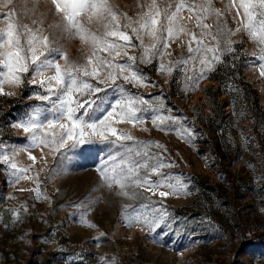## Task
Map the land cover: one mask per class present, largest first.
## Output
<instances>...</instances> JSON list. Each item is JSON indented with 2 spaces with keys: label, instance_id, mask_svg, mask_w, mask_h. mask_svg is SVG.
Instances as JSON below:
<instances>
[{
  "label": "rangeland",
  "instance_id": "obj_1",
  "mask_svg": "<svg viewBox=\"0 0 264 264\" xmlns=\"http://www.w3.org/2000/svg\"><path fill=\"white\" fill-rule=\"evenodd\" d=\"M113 2L129 15L136 10L137 0ZM213 3L223 9L229 0ZM182 16L198 33L194 15L185 9ZM206 22L215 25V18ZM229 26L235 27V22L229 20ZM189 39L181 35L170 42L171 55L164 62L186 56ZM233 39L237 51L226 55L198 88L185 86L179 70L167 75L143 65L159 87L125 85L129 92L139 93L152 104L160 103L162 94L165 109L186 118L184 127L197 133L189 142L187 136H181L183 128L161 131L151 119L144 125H114L138 140L159 141L164 147L152 145L151 151L174 161L161 171L171 174L173 180L189 182V194L162 198L139 189L144 195L132 200L117 197L107 188L100 190L96 166L107 154L103 145L91 158L80 155L83 145L62 150L63 156L48 149L43 153L33 150L35 164L27 153L18 152V167L31 165L29 176L40 173V195L38 198L35 180L15 183L11 169L0 162V264H106L113 259L115 264H264V241L249 240L253 230L264 232V77L259 67L264 53L243 32ZM209 42L214 43L210 38ZM65 46L71 58H80L82 45L78 41H68ZM8 92L14 95L0 94V153L5 145L11 150L24 143L22 129L12 124L31 111L29 106L47 103L35 96L26 98L31 86L20 89L5 85ZM239 182L242 187L233 205L231 184ZM125 204L130 207L125 209ZM142 204L162 205L171 213L174 223L163 235L154 239L155 234L146 227L126 225L123 213L133 208L143 211ZM14 210L19 211V217L13 215ZM237 211L246 228L247 246H239L242 237L237 227L228 232Z\"/></svg>",
  "mask_w": 264,
  "mask_h": 264
},
{
  "label": "snow or ice",
  "instance_id": "obj_2",
  "mask_svg": "<svg viewBox=\"0 0 264 264\" xmlns=\"http://www.w3.org/2000/svg\"><path fill=\"white\" fill-rule=\"evenodd\" d=\"M135 8L129 15L113 0H0V9H7L0 11V94L14 95L5 93V85L20 89L31 86L26 98L35 96L47 102L29 106L31 111L12 124L22 129L24 143L11 150L5 145L0 162L11 169L15 183L35 180L38 198L40 173L27 175L31 165L18 167L17 153H27L35 164L33 150L43 153L48 149L63 156L62 150L79 145L85 146L80 152L85 158H91L100 145L108 150L96 166L100 190L107 188L117 197L132 200L144 195L139 189L162 198L189 194V182L173 180L171 174L161 171L174 161L151 151L152 145L164 147L159 141L138 140L114 125H144L151 119L161 131L183 128L181 136H187L189 142L197 133L184 127L186 118L165 109L162 94L158 97L161 102L152 104L139 93L129 92L125 85L159 87L146 74L145 67L152 66L167 75L179 70L185 86L198 88L226 55L237 51L233 37L241 32L264 53V0H229L223 9L213 0H137ZM185 9L194 15L198 33L184 22ZM211 17L215 25L206 22ZM229 20L235 27L229 26ZM181 35L190 37L188 54L166 64L170 42ZM72 40L82 45L79 59L71 58L66 49ZM259 59L264 61V55ZM259 67L264 77V63ZM69 141L71 146L66 149ZM139 207L144 210L133 208L123 213L125 223L146 227L155 234L154 239L174 223L162 205ZM13 215L19 217L20 213L14 210ZM106 264H115V260Z\"/></svg>",
  "mask_w": 264,
  "mask_h": 264
},
{
  "label": "trees",
  "instance_id": "obj_3",
  "mask_svg": "<svg viewBox=\"0 0 264 264\" xmlns=\"http://www.w3.org/2000/svg\"><path fill=\"white\" fill-rule=\"evenodd\" d=\"M225 174L227 175V172H225ZM231 186H232V188H233V194H234V198L232 199V201L230 202L231 204H233L234 205V200H235V196L236 195H238V193L240 192V189H241V187H242V183L241 182H239V183H237V184H234V183H232L231 184ZM236 192H237V194H236ZM232 205V206H233ZM242 217H241V214L239 213V211H237V215L235 216V220H234V226L233 227H230L232 230H230V231H228L229 233H231V231L233 232V230H234V228H236L237 227V232H239V234L241 235V237H242V240H241V242H240V245L239 246H241V245H243V244H245L246 246H247V244L246 243H244L245 242V234H246V228H245V226H244V223H242ZM251 234V236H250V238H249V240L250 241H254V242H261V241H264V232H260V231H258V230H256V231H254L253 230V232H251L250 233ZM249 242V241H248ZM253 243V242H252ZM239 246L237 247V249L239 248Z\"/></svg>",
  "mask_w": 264,
  "mask_h": 264
}]
</instances>
